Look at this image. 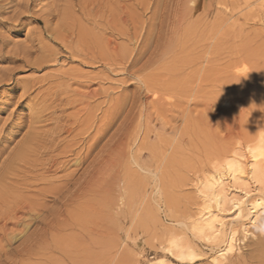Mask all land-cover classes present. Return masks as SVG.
I'll return each instance as SVG.
<instances>
[{"label":"rangeland","instance_id":"obj_1","mask_svg":"<svg viewBox=\"0 0 264 264\" xmlns=\"http://www.w3.org/2000/svg\"><path fill=\"white\" fill-rule=\"evenodd\" d=\"M51 1L53 0H0V167L6 160L10 148H15L24 139L29 122L33 117L35 119L39 117V122L36 125H45L42 127L38 125L41 130L52 131L56 125L64 124V120L67 123L68 121L72 122L75 117L86 118L85 114L88 111L96 112H94L96 127L100 125L98 123L104 117L109 116L106 119L112 121L108 114L115 113L117 118L114 115V124L110 122L113 124H110L112 128L109 125L110 129L108 127L106 129L108 133L106 131L102 133L107 135L100 134V138H98L100 142L98 140L93 150L96 154L103 151L101 154L103 157L105 154L107 159L104 157L105 161H102L104 158L99 154L98 160L106 165L109 163L106 166L99 161V168H104V170L99 169L98 181L100 183H98L100 185L98 184L99 191L95 203L97 210L95 220L96 222L98 220L101 226L106 227V231L108 228L111 237L107 238L105 230L101 228V236L98 238L100 247L93 251L97 255V262L91 263L89 259L83 260L84 263L151 264L157 259L163 258L167 264H188L177 261L174 256L170 255L168 250L173 243H177L189 246L195 251V254L197 253L198 258L194 264H212L211 259L225 248L232 231L235 232L233 238L235 246L238 248L235 255L246 256L251 251L253 244L258 242L260 235L264 236V185H262L264 182L261 185L254 181L244 182L245 184L241 180L234 184L226 182L224 191L226 202L217 210L218 217L225 226L223 225V231L217 241H207L200 236L195 237L192 223L201 212H205L203 203L206 199V190L203 182L207 179H218L217 163L219 160H223L225 153L227 154L231 150L230 148L236 147L237 150L240 147L238 148L240 152L237 153L243 156L240 160L246 159V162L248 159L246 146L252 144L254 140L249 143L247 141L254 139L258 133L264 132V0H163L166 1V6L170 5L171 1L179 2L180 6L177 8L179 13L172 17H164V19L167 18L166 20L163 18V20L147 19L146 15L149 16L155 11V0H151L154 3L147 1V3L151 2L150 6L154 8L149 6L146 10L141 6L134 5L135 0H121L123 4L119 0V3L117 0H104V3L115 4L119 17H122L120 7L123 5L129 6V14H132L133 11L136 13L131 15L135 17H131V26L129 27V36L131 35L129 40L132 38L133 43L130 44L129 40L119 36L120 29L123 32V27L121 25L119 27V24L116 26L117 29L114 31L116 36H114L112 31L102 29V26L93 28L91 23L85 22V25H81V27L89 25L86 27L87 29L82 27L83 30L85 29L86 35H83L80 44L74 39L72 47L84 50V53L88 55L86 58L88 60L78 57L70 50L67 52L64 45H59L61 42L54 40L50 34L49 30L54 29L58 15L60 13V18L65 7H61L60 4L57 12H52L49 10ZM143 1L146 2V0ZM126 2L130 3L126 4ZM76 8L72 6L69 18L74 20L73 17H75L77 21L76 15H78L79 21L76 23L80 26V20H83L80 19ZM137 14L143 16L138 17ZM109 18L107 17V20ZM160 22H162V26L165 22L166 24L162 27V32L159 33L157 27L161 24ZM47 23L48 29L45 28ZM99 24L103 25V23ZM154 25L157 26L154 27ZM134 26H138L140 29ZM135 28L138 30L136 31ZM141 29L143 30L141 31ZM59 31L64 33L62 29ZM75 31L76 34L77 30ZM106 32H109L107 33L109 35H106ZM99 33L104 34L103 38ZM111 34L112 36H110ZM93 36L95 40L99 38L97 41L100 49L98 47L97 52L102 50L101 55L108 53L105 52L107 42H113L112 45L116 46V54L114 53L116 55L114 62L116 63L112 62L113 60H105L103 64L98 62L102 56H97L100 52L97 53L95 51L97 48L91 44ZM104 37L108 38H105L106 42ZM158 37H160L159 45L163 47L159 50L158 57L152 59L155 63L151 61L142 70H140L141 65L139 64L131 65L132 60L144 56V52L146 54L140 64L147 56H150ZM133 38L136 40L134 41ZM141 38L153 44L149 46V43L147 45V42ZM144 43L150 49L152 47L151 51ZM78 46L81 47L78 48ZM117 49L129 50V55L125 51L127 56L119 57L122 52L119 51V53ZM131 49L132 51H130ZM137 49L140 52H137ZM90 50L95 51L94 55L97 53L96 59ZM103 59L105 58L103 57ZM124 60L128 61L123 62ZM108 62L112 67L106 64ZM140 75L142 80L138 78ZM144 77L148 80L147 82ZM134 78L136 79L134 80ZM151 89L152 94L150 95ZM94 94H97L96 97ZM158 94L159 96H157ZM83 96L86 98L83 99ZM80 97L82 99H79ZM130 97L134 100L140 99L139 101L136 99L137 102L134 100L131 102L128 101ZM58 98L60 101L57 100ZM148 98L150 102L152 100L151 103ZM154 98H157L155 100L156 103H159H157L158 105H155ZM54 99L61 103L78 99L89 102L88 110L80 112L78 108L80 109L82 106H78L77 103L74 104L75 106L70 104L63 106L65 103L62 105L58 102V104ZM127 101L128 103H126ZM207 101H211L210 107ZM122 105L125 106V109L122 107L121 114L119 110ZM226 107L229 108V111ZM62 109L65 110L61 113ZM128 109L129 112H126ZM205 109L209 111V114H214L209 116ZM139 110L142 112L140 113ZM34 111L37 112L36 115ZM78 112L81 116L76 115V113L79 114ZM118 113L120 114L118 115ZM103 115L105 116L103 117ZM205 117L207 118L204 119ZM226 117L228 122L225 121ZM51 118H54V122ZM59 119H62L63 123L61 120L59 122ZM233 121L236 123L234 124ZM77 130L80 128L75 129V134L78 133ZM92 132L95 131L92 129L90 133L94 134ZM90 133L86 134L88 136H81L80 142H78V138H74L79 148L86 146L94 138L95 134L92 136ZM112 135L117 139L115 147L112 143L115 138L113 139ZM262 135L264 134L262 133ZM60 138H65V135ZM73 141L71 140L70 143ZM101 146L109 147L107 149L104 147L105 150ZM110 150V153L114 152L113 156L110 155ZM94 152L91 155H95ZM68 158L71 164L69 163L68 170L66 169L68 172L65 173L75 170L72 165L73 158ZM220 163L222 162L220 161ZM101 165L105 167H101ZM212 165L216 167H211ZM35 186L21 191L20 195L32 198L35 190L31 189H35ZM199 187L201 188L199 189ZM245 192H249L248 195H245ZM27 194H31V196H27ZM88 197L84 200L86 212L90 210L88 207H91V203H88L90 197ZM258 198L263 200L262 205L255 213H252L249 205ZM235 202H238L242 208L240 220L237 217ZM210 205L213 210H216L213 202H210ZM25 221V223L24 221L20 223L17 228H13L15 234H18L16 232L18 230H24L22 227L24 224L32 223V226L35 227L34 222ZM32 226L30 224L27 230L32 232L34 229ZM230 229H232L231 232H229ZM87 230L83 231L82 229V235H86ZM245 234L246 236L243 237ZM86 239H88L87 236H84L82 242L85 243ZM0 242H2L0 246H6L4 249L9 250L12 249L11 247L15 249L21 241L8 242L9 244L5 241ZM110 246L114 248L111 250L112 253L107 255V247ZM4 256L0 257V264H12L11 259L7 256H5L7 258L5 263ZM39 256L40 254L35 257L17 255L14 264H72V259L57 251L44 257ZM82 259L80 261L77 257L74 262H83ZM223 264H227V262L224 261Z\"/></svg>","mask_w":264,"mask_h":264},{"label":"bare ground","instance_id":"obj_2","mask_svg":"<svg viewBox=\"0 0 264 264\" xmlns=\"http://www.w3.org/2000/svg\"><path fill=\"white\" fill-rule=\"evenodd\" d=\"M119 1H121V0H119ZM129 1H131V0H129ZM147 1L148 0H146V2H144L143 0H135L134 5L141 6V7L145 8V10H146V8L148 9L149 6L151 5V2L154 3V1H151V0H149V1H151L150 3H147ZM156 1H157V3H156ZM161 1H163V0H161ZM117 2H118V0H117ZM121 2L123 4V1H121ZM168 2L170 3V1H168ZM168 2H167V4H168ZM127 3L128 2H126V4ZM153 3H152V5H153ZM178 3L171 1V4L166 6V1L160 2L158 0H155V4H154L155 8L150 6V7H152V9L154 8L155 11L153 14H151L152 17H149V16H151L150 14H149V16L146 15L147 19L148 18H154V19H162L163 18L164 19V17H167V16L172 17V15H175V14L177 15L179 13L177 11V8L179 6ZM60 4H61V7L65 6L63 9L62 15L59 18V15H60V13H59V15L57 17L58 20H56L57 23H56L54 29L49 30V32H51L50 34L54 37V40L56 39V40H59L61 42V44H59V45H64L63 47L66 48L65 49L66 51L70 50L71 53L76 54L78 57H84V59H86L88 56L87 54L84 53V50L74 49L72 47L74 39H76L75 42L80 44V41L83 40V35H86V32L84 31L85 29L83 30V28L85 26L84 27L82 26L83 28L81 27V25H85V22L87 24L91 23L94 26V27L92 26L93 28H99L102 26L101 27L102 29L105 28L106 30H108L110 32L112 31L114 36H116L115 32H114L117 29L116 26L119 24V27H120V25L123 27V32H122V29H120L121 33L119 31V36L120 35L123 36L125 38V40L126 39L129 40V38L131 36V35L129 36V34H130L129 33V27L131 26V17H135V16H131L134 13L133 10H132L133 13L129 14V6H127V5H123L120 7L121 12H122V17H119L118 14L116 13L115 4L111 3L113 6L112 7L111 4L106 3V2L104 3V0H53V1H51V5L49 3V5H50L49 10L52 12H57L58 8L60 7ZM132 5H133V3H132ZM46 6H48V5H46ZM46 6H45V8H46ZM72 6L77 7L76 9H78V12L80 14V19H82L84 21V23H81L83 21L80 20V26L78 23H76L79 21L78 15H76L77 21L75 20L76 19L75 17H73L74 20L69 18L70 11H71L70 9H72ZM45 10H47V9H45ZM118 10H119V8H118ZM178 10H180V9H178ZM152 12H150V13H152ZM71 13H73V12H71ZM75 14H76V12H75ZM134 14H136V13H134ZM137 15H138V17L143 16V15H139V14H137ZM107 17H110L109 18L110 20L109 19L107 20ZM49 18H51V17H49ZM55 18H56V16H55ZM143 18H145V17H143ZM166 19H164V20H166ZM135 20H132V21H135ZM54 21H55V19H54ZM141 22L143 23V21H141ZM99 23H103V25L99 24ZM160 23H161L160 24L161 26L158 25V27H157V30L159 31V33L162 32V27L164 26V24H166V22L163 24V26H162V22H160ZM146 24L148 26V23H146ZM47 25H48V23L45 24L46 29H48ZM137 25L139 26V24H137ZM138 26H134V27L139 28ZM149 26L151 27L150 23H149ZM156 26L154 25V27H156ZM86 27H89V25ZM140 27H141V25H140ZM154 27L152 26V29ZM93 28H91V29L94 30ZM61 29L64 30V33L59 31ZM75 30H77L76 34H75V32H76ZM135 30H136V28H135ZM142 30L143 29H141V31ZM92 32H94V31H92ZM104 32H105V30H104ZM157 32H156V34H157ZM107 33H109V32H106L105 34L109 35ZM99 34L101 35V37L104 35V34L102 35L101 33H99ZM110 36H112V34ZM110 36H108L109 39H110ZM133 36H135V35H133ZM140 37H141V33H140ZM160 37H158V40L156 43L154 42L155 45L154 46L152 45L154 47L153 51H151L152 47L150 49L147 46L149 41H145L143 38H141L144 40V42H147V45L145 43H144V45H146V47H148L150 49L151 54H150V56H147V58L143 61V63L140 64L141 60L144 58L146 53L144 52V56H141L142 55V53H141V55H140L141 57L136 58L138 55V53H137V55L135 56L136 59L132 60V62L129 60L130 58H128V60L132 63L131 65L136 66L139 64V65H141L140 70H142L151 63L153 58L158 57L157 55L159 53V50H161V47H163V46L159 45ZM105 38L108 39L107 37H104V41L106 40ZM91 39H93L91 41V44L93 47L97 48L95 50L97 52L98 47H99V45H98L99 38L97 39L98 41L95 40L94 36ZM131 39L129 40L130 44L133 43ZM135 40L136 39H134V41ZM122 41H124V40H122ZM142 41H140V42H142ZM101 42H103V41H101ZM112 43L110 41L107 42V45H105L106 48L105 47L104 48L106 49L105 52H108V53L103 52L104 53L103 55H101L102 50L98 51L100 53L97 52L98 55H97V53L94 55L95 51L93 52L92 50H90L93 52V57L96 59V55L102 56V59L101 58L100 59L103 61H101V60L99 61L97 59L98 62H102V64L105 60H111V61L113 60L112 62H114L116 60V57H115L116 56L115 55L116 54L115 53L116 46H114V44L112 45ZM140 44H142V43H140ZM151 44H153V43H149V46H151ZM100 46H102V44H100ZM118 46H119V44H118ZM79 47H81V46H78V48ZM123 48H126V47L123 46ZM123 48H122V50H123ZM99 49H100V47H99ZM135 49H134V51H136ZM117 50H118V52L119 51L122 52V53L119 52L120 55L117 52L118 53L117 55H119V57L121 56L122 58L127 56V53L129 52V50L128 51L127 50L121 51V49L120 50L117 49ZM130 51H132V49ZM134 51H133V53H134ZM138 51H139V49H137V52ZM67 52H69V51H67ZM160 52H162V51H160ZM128 55H129V53H128ZM132 55H134V54H132ZM159 55H161V54H159ZM72 56H73V54H72ZM91 57H92V55H91ZM103 57L105 59H103ZM89 59H90V57H89ZM86 60H88V59H86ZM91 60H94V59L91 58ZM91 60H90V62H91ZM128 60H124L123 62L128 61ZM86 62H89V61H86ZM152 62H154V61H152ZM114 63H116V62H114ZM127 63H129V62H127ZM106 64L109 65V62ZM114 65H116V64H114ZM119 65H121V64H119ZM122 65H123V63H122ZM110 67H112V66H110ZM129 69H130V67H129ZM139 73H142V72H139ZM133 77H136V76H133ZM136 78H134V80ZM138 78L141 79V75ZM152 78H155V77H152ZM144 79H145V77H144ZM141 80H140V82H141ZM147 81L148 80H146V82ZM136 82H137V80H136ZM142 83H144V81H142ZM154 88H155V86H154ZM151 91H152V89L150 90V92ZM155 91H153V92H155ZM73 92H75V91H73ZM145 92H147V91H145ZM65 93H67V92H65ZM151 94H152V92L150 93V95ZM56 95H58V94H56ZM78 95H80V94H78ZM94 95L96 97L97 94H94ZM94 95H92V96L94 97ZM154 95H155V93H154ZM85 96H83V99ZM133 96H135V95H133ZM138 96H139V94H138ZM157 96H159V94ZM54 97H55V95H54ZM131 97H130V100H128V101L134 100V99H131ZM74 98H76V97H74ZM79 99H82V98L80 97ZM79 99L73 100V101L70 100L71 102L66 101L67 100L66 99L65 100L66 103L63 100V102L65 104L59 102L60 101L59 98L57 100H59L58 102L61 103L62 105L64 104L63 106H65V105L68 106L69 104L74 105L75 103H77L78 106L79 105L82 106V107H80V109L78 108V111H80V112H82L86 109L88 110V105H89L88 103L89 102H83L82 100L80 101ZM136 99H138V98H136ZM139 99H138V101H139ZM155 99L157 100V98H154V100ZM154 100H153V103H154ZM156 100H155V103H156ZM158 100L160 101V99H158ZM227 100H225L226 103H228ZM88 101H89V98H88ZM128 101L126 103H128ZM55 102H56V100H55ZM58 102H56V103H58ZM135 102H137V101H135ZM151 102H152V100H151ZM151 102L149 99V103H151ZM207 102L209 105V103L211 101L210 102L207 101ZM140 103H141V101H140ZM157 103L155 105L159 104V103L158 104ZM142 104H141V106H142ZM204 105L206 106V104H204ZM127 106H129V104ZM226 106H229V105L227 104ZM61 107L59 108L60 110H61ZM122 107H123V105L121 106V109L119 111L123 110ZM142 107H144V106H142ZM209 107H210V105H209ZM47 109H49V108H47ZM206 109H207V107H206ZM206 109H205V111H206ZM226 109H228L227 111H229V108L226 107ZM39 110H41V109H39ZM63 110H65V109H62L61 113L63 112ZM99 110H101V109H99ZM107 110H109V109H107ZM240 110H241V108H240ZM240 110H239V112H240ZM205 111H204V113H205ZM34 112L32 113L33 115H34ZM80 112H78L79 114L76 113V115L77 116L80 115ZM94 112L90 113L88 111V113H86L88 115L85 114L86 118H84V115H83L84 119H81L82 116L80 115L81 117H75V119L72 122L71 121L67 122V120H66L67 123H65V120H64V124L56 125V128L54 130L52 129V131L41 130V128L38 126V125L41 126V124L36 125L39 122V117L37 119H35L33 117L34 119L32 118L29 122L28 130H27V133H26L24 139L15 148L11 149L9 147L10 151H8L7 158L2 163V165L0 167V241H5L6 243H8V242H12V241L16 242V240H19L21 242H20L19 246L17 245L18 247L17 246L15 247V249H13V247H11L12 249L7 250V249H4L6 247L5 245H3L5 247L0 246V257L5 255V256L9 257L11 259L12 264H14V260H15V257L17 255L18 256L24 255L26 257L27 256L35 257L38 254H40V256L42 255V257H44L45 255H48V254L53 253L54 251L55 252L57 251L59 253H62L64 256H68L70 259H72V264H85L83 260L86 261L89 259L91 260L90 261L91 263L97 262V255H95L93 253V251L95 248L100 247V245L98 246V244H100V243H98V238L101 236L100 230H101V228H103V230H105L106 227H104L103 225L101 226V224L98 223V220H97V222L95 220L96 215H97L95 203H96V198H97V194L99 191L98 190V188H99L98 184L100 183L98 181V176H99V172H100L99 169L104 170V168H102V169L99 168V165L102 161H105L106 157H105V154H104L105 158L102 156L101 153L103 151H101L99 154L104 158V160L103 159H102V161L98 160L100 156L98 153L96 154V152H94L93 150L96 147L98 140L100 142V139H98V138H100V134L105 132L107 127L109 128L110 124L111 125L114 124L113 119H114L115 113L114 114L110 113L112 111L107 112V113L103 112L105 114L110 113L108 115H110V118L112 119V121L106 119L109 116L105 118L104 117L105 115H103L104 119L99 121L100 123H98V124H100V125L96 127L95 126V123H96L95 117L96 116H94V114L96 112L95 113ZM126 112H129V109ZM139 112H140V110H139ZM206 112H208V114H209V111H206ZM36 113L37 112H35V115H36ZM38 113H40V112H38ZM123 113L127 114L125 112H123ZM101 114H102V112L100 113V115ZM119 114L120 113H118V115ZM121 114H122V111H121ZM139 114H137V115L139 116ZM205 114H207V113H205ZM211 114H214V113H211ZM211 114H209V116H211ZM224 115H225V113H224ZM61 117L62 116L60 114V118ZM115 117H116V115H115ZM41 118H42V116H41ZM41 118H40V123L42 122ZM206 118L207 117H205L204 119H206ZM51 119L54 122V118H51ZM98 119H99V117H98ZM208 119H209V117H208ZM56 120H55V123H56ZM60 120H61V123H63V120L59 119V122H60ZM71 120H72V117H71ZM227 120L228 119L226 117L225 121H227ZM43 122H45V121H43ZM110 122H113V124ZM125 122H126V120H125ZM207 123H210V122L207 121ZM235 123L236 122H234V124ZM111 125H110V127H111ZM123 125H125V124H123ZM204 125H206V123H204ZM208 125L210 126V124H208ZM42 126H45V125H42ZM77 127L80 128V130H77L78 133L75 134V129ZM121 127H123V126H121ZM207 128H209V127H207ZM92 129L95 131L92 133L97 135L96 137L94 134L90 133V131H92ZM121 131H122V129H121ZM233 131H235V130H233ZM106 132L108 133V131H106ZM88 133H90L92 136L94 135V138L91 137L92 138L91 139L89 137L91 139L89 141V143L86 144V146L79 148L77 143H75V140L78 138V142H80L81 141L80 137L84 136V135L88 136V135H86ZM119 133H120V130H119ZM262 133L264 134V132H262ZM262 133L261 132L258 133L254 139H252V140L250 139V141H247V143H249V142L254 140V142L252 144H248L246 146V152L248 153V159L246 162H245L246 159L241 161L240 158H242L243 156H241V154L239 155L237 153V152H240V150H238V148H240V147L237 148L238 151L235 149L236 147L230 148L231 150L228 149L230 151L229 152L227 151L228 152L227 154L225 153V157H223V160L221 158H220L221 160L218 159L219 163L212 162V163H217L218 177L216 175L215 176L218 179L217 178H216L217 180L207 179V181H204L205 183L203 182V184H204L203 186L206 190V195H205L206 199L204 200V203H203L204 204L203 211H205V212H201L199 214L198 218L192 223L193 224L192 229L195 232V234H194L195 237L200 236V237H203L207 241H209V240H211V241L216 240L217 241V238L221 235V231H223L222 228H223L224 224H223L222 220L218 217L219 214H217V210L220 208V206L224 202H226L225 201V194H224L225 187H226L225 184H227V183H233L234 184L240 180L243 181V184H245L246 182L254 181V182H258L261 185L264 182V135H262ZM105 134L106 133H104L102 135L104 136ZM234 134H235V132H234ZM62 135H65V138H60ZM74 138H76V139H74ZM112 138L114 139L115 136L113 137V135H112ZM251 138H253V137H251ZM119 139H121V138H119ZM71 140H74L73 143H70ZM115 140H116V142H114ZM115 140L112 142V143H114L113 144L114 147H115V143H117L116 138H115ZM110 141H112V140H110ZM120 141H122V139ZM120 141H119V143H121ZM86 142H87V140H86ZM236 142H238V141H236ZM118 144L116 145V148L118 147ZM109 146H107V147L104 146V147L107 149ZM76 147H78L79 150ZM104 147H102V148L105 149ZM97 149H95V150H97ZM109 149H111V148H109ZM92 152H94L95 155H91ZM110 152H111V150L109 151V153ZM113 153L114 152L112 151V153H110V155L112 154V156H113ZM223 153H224V151H223ZM221 155L224 156V154H221ZM108 156H109V154H108ZM68 157L73 158L74 163L72 161L71 162L73 163L72 165L75 167V170L71 171L70 173H65L68 170L67 167L70 163L68 161V159L70 160V158H68ZM65 159H67V160H65ZM108 159H109V157H108ZM99 161H100V163H99ZM108 161L111 162V160H108ZM108 161H106V162L108 163ZM220 161L222 163H220ZM102 163H101L102 165L105 164L104 162H102ZM102 165H101V167H105ZM108 165H109V163H108ZM108 165H106V166H108ZM215 165H212L211 167H214ZM215 171H216V168H215ZM102 173L103 172L101 171L100 174L102 175ZM59 174H61V175H59ZM50 175L52 176L51 178L48 177ZM57 175H59V176H57ZM47 178H50V179H47ZM211 178H212V176H211ZM262 185H264V184H262ZM34 186H35V189H31L32 191L35 190L33 192L32 198L31 197H24V196L20 195L21 191L23 192V191L29 189L30 187L34 188ZM200 188L201 187H199V189ZM248 193L249 192H245V195H248ZM263 195H264V192H263ZM27 196H31V194H27ZM87 196L90 197V199L88 200V203H91V207L89 206L88 208L90 210H88L86 212L85 211L86 209L84 208L86 206V203L84 200ZM260 196H261V194H260ZM97 201H98V199H97ZM262 201L263 200L261 198H258V200L252 201V203L249 205L251 208L250 210H252V213H255L257 211V209L262 205ZM210 202H213L214 209H216V210H213V207L210 205ZM234 204L237 205L236 206L237 207L236 209L238 212L237 217L240 220L242 218V208L238 202H235ZM25 220H27L28 222H34L33 225H35V227H33L32 223H30L31 226L34 228L33 231L31 232V231L27 230L28 226H30V224H27V225L24 224L25 226L20 225V226L24 227V230H20V231L18 230V231H16V232H18V234H15V230L13 228H15V227L17 228V226H19V224L22 223L23 221L25 223L26 222ZM82 229H83V231H84V229H86V230L88 229L86 232V235L85 234L82 235V233H81ZM231 230L232 229H230L229 232H231ZM28 232H31V233H28ZM104 233H106L105 236L107 238L111 237V234L109 233L108 228H107V231L105 230ZM234 234H235L234 231H232V233L229 234L225 248L220 253H218V255L216 257L211 259V263L212 264H223V262L226 261L227 264H264V236L261 237V235H260V238H258L259 239L258 242L253 244L251 251H249V253H247L246 256L241 257V256H239V254L235 255V253H236L235 251H238V248H236V246H235V242H234V238H233ZM84 236H87V238H88V239H86V241H84L85 243L82 242ZM244 236H246V234L243 235V237ZM241 241H243V240L241 239ZM1 243L2 242H0V244ZM48 243H50V244H48ZM11 244H10V246H12ZM107 248H108V251H106L107 255H110L112 253L111 250H113L112 248H114V247L110 246ZM168 251H169L171 256H174L177 259V261L188 263V264L196 263L197 258H198V256L196 255L197 253L195 254L194 253L195 251H193L191 249V247H189V246L187 247L185 245H181V244H177V243H173V245L171 246V248ZM244 253L245 252H243V254ZM5 256H4V261H5V259H7V258H5ZM77 257L80 259V261H81V258H83L82 259L83 262H80V261L74 262V260H77ZM10 259L7 261L9 262ZM16 259H17V257H16ZM1 260H3V259H1ZM0 263H1V261H0ZM5 263H6V261H5ZM16 263H17V261H16ZM151 264H167V263H166L165 259L160 258Z\"/></svg>","mask_w":264,"mask_h":264}]
</instances>
